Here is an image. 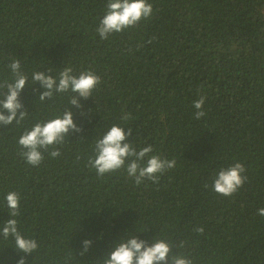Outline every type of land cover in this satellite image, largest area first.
Returning a JSON list of instances; mask_svg holds the SVG:
<instances>
[{"label":"trees","instance_id":"16d2710c","mask_svg":"<svg viewBox=\"0 0 264 264\" xmlns=\"http://www.w3.org/2000/svg\"><path fill=\"white\" fill-rule=\"evenodd\" d=\"M148 3L149 19L102 40L107 0H0V81L12 59L29 77L19 97L28 118L0 126V225L10 218L4 196L18 192V228L39 245L26 264H102L127 235L149 246L165 239L170 256L190 254L194 264H264V0ZM64 67L101 78L81 108L70 94L39 101L32 73L55 78ZM201 95L206 115L196 120ZM66 108L82 130L58 146L60 157L26 164L23 131ZM112 124L175 167L139 186L124 169L98 177L88 158ZM236 162L247 181L230 197L215 193L216 173ZM84 240L92 245L81 256ZM13 247L0 237V264H17L23 253Z\"/></svg>","mask_w":264,"mask_h":264},{"label":"clouds","instance_id":"9594fccd","mask_svg":"<svg viewBox=\"0 0 264 264\" xmlns=\"http://www.w3.org/2000/svg\"><path fill=\"white\" fill-rule=\"evenodd\" d=\"M152 13L153 6L148 0H107L103 18L96 32L102 40H107L110 35L122 33L135 27L142 20L149 19ZM6 67L10 70L11 77L0 81V126L13 125L14 122L19 126L29 115L19 99L22 90L28 85L29 77L22 70L19 59H12ZM51 71L48 69L47 74L43 71H34L31 76L32 84L39 83L43 89L39 95L41 102L52 100L58 94H70L71 108H81L79 98L87 100L92 97L94 89L101 84L100 76L93 70L74 74L71 67H64L55 78L50 74ZM206 99L201 95L199 99L193 101L196 120L206 115L202 110ZM71 108H66L62 115L37 122L31 129L23 131L18 145L19 155L26 164L39 166L46 152L51 158L60 157L58 146L64 144L70 132L79 133L82 130L74 123ZM130 119H132L130 113L122 116V122ZM131 135L130 127L126 133L121 125L112 124L101 138L96 139L92 155L88 158V167L94 169L98 177L124 169L137 186L145 181L159 183V176L174 168L176 160L151 155L153 153L151 144L138 149L135 144L126 142ZM245 171L244 165L239 162L221 168L213 179L212 190L225 197L232 196L247 181V176L243 175ZM205 187L208 185L205 184ZM20 199V194L16 191H9L4 196L10 218L0 225V237L5 241L11 240L13 248L23 253L17 264H26V257L36 253L39 245L35 238L25 236L18 228ZM257 214L264 217V208L259 209ZM193 231L203 234L204 229L199 227ZM81 243L80 255L83 256L91 248L92 241L84 240ZM183 246L181 244L178 247ZM172 249L173 245L165 239L156 238L149 246L147 241L137 239L136 235H127L125 240L118 242L114 250L104 257L102 264H194L190 254L179 252L178 255L170 256Z\"/></svg>","mask_w":264,"mask_h":264}]
</instances>
